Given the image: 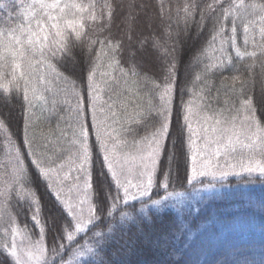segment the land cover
<instances>
[{
    "label": "trees",
    "instance_id": "obj_1",
    "mask_svg": "<svg viewBox=\"0 0 264 264\" xmlns=\"http://www.w3.org/2000/svg\"><path fill=\"white\" fill-rule=\"evenodd\" d=\"M15 2L18 4L20 0ZM77 2H94L97 19L85 21L83 43L77 42L68 58L60 62L59 70L68 77L67 82L58 78L47 85L38 84L36 76H33L32 87L39 89L43 99H33L31 107L20 98H14L6 106L0 103V112L9 121V126L0 130V221L5 226L13 222L33 240H37L42 229L48 253L53 256L55 264L66 261L72 254L73 246L78 248L85 243L95 246L94 232L102 229L91 225L85 233L75 237V241L61 240L65 225L73 230L74 222L53 194L50 180L41 175L33 161L39 158L47 162L50 158L62 156L60 163L69 165L78 154V121H85L87 115L86 126L92 123L93 103L97 121H106V127L113 132V136L120 138L119 150L136 145L128 133L129 128L136 130L137 141L143 137L150 138L157 109L162 103L156 85L163 82L169 63L174 62L176 70L171 75L173 91L166 97L169 135L162 142L154 179L159 185L164 174L168 173L169 191H184L188 187L186 174L192 166L190 133L184 119L188 108H191V115H188L190 124L192 117L201 119L203 115L228 124L233 120H245L247 112L243 101L248 98L255 105V120L264 124V39L260 36L264 13L251 7L252 4H264V0H244L245 7L234 13L236 46L242 53L256 52L254 57L244 55L243 58L237 57L230 46L231 19L224 21V40L217 37L214 44V20L208 18L207 11L201 22V10L212 0ZM227 2L229 0H225ZM23 3L26 8L32 0H23ZM108 4L113 8L111 17L108 16ZM186 5L195 6V15L187 23L183 11ZM21 12V9L12 11V19L7 24L16 27L24 22ZM128 17H135L132 24H129ZM245 24L249 28L247 45L244 44ZM5 26L0 22V29ZM145 39L147 46L141 50L140 42ZM153 41L158 43V48L153 47ZM117 44L120 47L113 48ZM229 58L231 63H228ZM116 60H119V65H116ZM93 64L97 66V74L92 95L99 97L95 101L89 99L87 82ZM109 64H112L111 68ZM209 64L213 67L206 70ZM121 68L127 75L120 71ZM129 68H134L138 75L129 72ZM40 71L43 73L42 66ZM46 75L51 81V73ZM73 82L80 93L82 111L79 116L76 112L77 97L72 92ZM125 108L129 114L138 113L140 122L129 124L122 115ZM25 120L28 121L26 135ZM88 146L95 213L102 225L105 221L115 225L120 222V212L125 205L118 201L110 218L107 210L101 211L98 201L109 192L111 177L104 160L105 153L94 130L90 131ZM17 149L27 169V184L18 183L15 179ZM231 184H244L240 185L244 188H238L239 192L232 202L222 204L218 196L207 199L198 208L199 211L172 208L148 210L145 219L150 222H141L139 230L130 227L124 232L121 243L126 246L113 251V260L116 264H260L264 259V177L245 176L231 181ZM163 192L162 187H154L152 198H160L157 194ZM112 194L115 195L114 188ZM111 203L109 200L108 204ZM135 204L139 209L140 203ZM34 213L39 224L33 221ZM189 232L197 234L196 240L185 248L184 241ZM177 235L179 239H176ZM4 243L0 235V264H17ZM61 244L65 246L63 249ZM53 248L58 249V254L53 253Z\"/></svg>",
    "mask_w": 264,
    "mask_h": 264
},
{
    "label": "snow or ice",
    "instance_id": "obj_2",
    "mask_svg": "<svg viewBox=\"0 0 264 264\" xmlns=\"http://www.w3.org/2000/svg\"><path fill=\"white\" fill-rule=\"evenodd\" d=\"M107 7L109 9L108 16L111 17L113 14L112 5L108 4ZM244 7V0H229L227 3H225V0H212V3L204 5L201 10V22L205 19V11L209 13L208 18L214 20L213 44L217 37L224 40L226 31L224 21L231 19L232 36L229 38L231 40L230 46L235 50L236 56L239 58H243L244 55L250 57L256 55L254 51L242 53L236 46L235 36L237 28L234 13ZM251 7L258 8L260 12L264 13V4H252ZM95 8L96 4L94 2L84 4L77 2V0H32V3L26 8L23 0H20L18 4L15 0L0 2V22L6 25L3 29H0V103L6 106L14 98H20L31 107L33 99H43L39 89L32 87L33 76H36L38 84L47 85L58 78H62L64 82H67L68 77L63 76L59 70L60 62L68 58L77 42L83 43L82 30L85 28V21L97 19ZM16 9L22 10L21 14L25 17V20L16 27H12L7 24V21L12 19V11ZM183 11L186 14L185 23H187L195 15V6L186 5ZM216 13H219V15H216ZM127 19L129 24H132L135 17H128ZM261 21H264V15L261 16ZM33 22H35L34 27ZM249 23L255 22L250 21ZM243 31L245 34L244 44L247 45V33L249 31L247 24L243 26ZM260 36L264 39V25L260 27ZM95 42L93 41V43ZM100 43L103 44L104 42L100 41ZM253 43L255 44V40H253ZM146 46V39L140 42L141 50L145 49ZM119 47L118 44L113 45V48ZM153 47L158 48V43L153 41ZM132 55L134 56L135 53H132ZM115 63L119 65V60H116ZM221 63H223V58ZM228 63H231L230 58ZM41 66L43 67V73L40 71ZM108 66L111 68L112 64ZM211 67L213 65H207L206 70ZM216 67H219V65H216ZM6 69H10V71H6ZM96 69L97 66L93 64L87 77L89 99L93 101L99 99L98 96L92 95L94 78L97 74ZM175 70L174 62H170L165 71L163 82L156 85L159 99L162 103L157 109L156 123L153 125L154 131L150 134V138L143 137L137 141L136 130L134 128L128 129L133 143L138 145L137 155L131 157L132 161H139V164L136 165L138 170L136 183L127 179V174L132 172V167L128 166L129 157L124 155L123 162H121L118 155L120 138L113 136V132L106 127V121H97L94 103L92 123L86 126L87 115H85V121H78L79 135L77 140L79 144L77 159L74 163H79L80 170L83 171L84 164L90 161L88 140L90 131L94 130L96 139L105 153L104 160L108 165V172L111 177L109 192L103 200L98 201L101 204V211L107 210V216L110 218L113 216V209L117 207L118 201L125 205V208L121 209L119 223L113 225L105 221L102 225L99 217L93 214L94 209H92L91 205L89 206V214L85 218L81 212L74 210L77 205L71 200H60L62 206L66 208L67 215L74 221V230H70L67 224L65 225L62 230L63 234L60 236L61 240L75 241L76 234L84 232L88 224H92L93 228L102 229L94 232L95 246L89 243L81 244L79 248L73 246L72 254L74 257H91L85 260L84 264H116V261L112 258V253L118 247L126 246V244L121 243L122 235L130 227H136L139 230L141 222H150L145 219L146 210L150 206L160 207L164 202L171 200L175 201L172 205L173 207H179L185 203L188 196L192 194L198 195L200 192H209L217 187L214 183L205 182L207 178H210L211 181H223L229 175L240 176L242 174H247L249 178L257 174L264 177V124L255 120V105L251 99L245 98L243 104L247 112L245 117L246 125L241 122L240 126H237L233 120L228 122V126L221 127L222 120L217 118L210 127H201L199 131H195L192 129L191 124L188 123V115H191V108H188L186 110L188 115L184 119L185 126L190 133L189 143L193 153L191 155L192 166L186 174L185 182L188 187L184 191H176L174 189L169 191L168 173L164 174L161 184L157 185L154 182V174L162 152L161 142L166 140L169 135L170 122L166 97L173 91L171 75ZM120 71L124 73L122 68ZM128 71L132 72L133 75H138L134 68H129ZM49 72L52 75L51 81L46 75ZM124 75H127V73H124ZM197 79L199 80L200 77H197ZM233 79H238V77H233ZM117 86L119 85L117 84ZM72 92L77 97L76 112L77 116H79L82 109L79 106L80 93L75 82L72 83ZM109 111H111V107H109ZM122 115L125 116L129 124L139 123L141 119L138 113L129 114L127 108L122 110ZM113 116H115V113H113ZM8 126V119L0 112V130ZM27 127L28 121L25 120V135ZM113 131L115 130L113 129ZM195 135L200 136V145H197L196 140L192 139V136ZM25 143H27L26 139ZM33 154L35 155V153ZM15 160V179L18 183L27 184L28 181L25 180L27 169L24 168V161L21 158L19 149L16 150ZM61 160H63L62 156H56L54 159L50 158L47 162L38 158L33 163L42 176L52 180L53 173L64 171L65 166L60 163ZM56 165H59V167H54ZM63 179L83 180L85 193L88 188L93 187L89 175L84 177L76 176L75 178L66 175ZM52 183H61V178L57 176L55 180H52ZM157 186L162 187L164 192L163 194L158 193L157 195L160 198L155 199L152 198L151 193L154 187ZM68 187L69 191H71L72 186ZM75 187L77 191H80L78 184ZM113 188L115 189V195L112 194ZM13 191H15L14 188ZM60 194L61 190L58 189V199ZM109 200L112 202L111 205L108 204ZM84 202V200L79 201L80 204ZM131 202H139L140 208L137 209L136 204ZM188 202L191 203V201ZM196 211H199V209H196ZM33 221L36 224L40 223L36 213L33 214ZM104 229H106V232ZM196 235L193 232L188 233L184 241L185 248L190 247L194 243ZM176 239H179V235L176 236ZM33 247L36 251H30L28 253L29 258L41 260L44 256L43 246L37 241ZM64 247L63 244L60 245L61 249ZM52 251L54 254H58V249L53 248ZM10 255L14 258L16 257L15 244L11 246ZM17 264H20L19 260H17ZM44 264H48V262L45 260ZM53 264H55V261H53ZM260 264H264V259H261Z\"/></svg>",
    "mask_w": 264,
    "mask_h": 264
},
{
    "label": "rangeland",
    "instance_id": "obj_3",
    "mask_svg": "<svg viewBox=\"0 0 264 264\" xmlns=\"http://www.w3.org/2000/svg\"><path fill=\"white\" fill-rule=\"evenodd\" d=\"M203 115V114H202ZM200 118L197 119V117H192L191 126L192 129L195 131H199L201 127H210L211 125L214 124L213 119H205L207 116L203 115L200 116ZM205 117V118H204ZM241 122H244L246 125L245 120L239 119V121H236V125L240 126ZM221 127L223 126H228V124H221ZM192 139L196 140L197 145L201 144L200 136L195 135L192 136ZM163 142V141H162ZM161 142V143H162ZM214 147V146H213ZM137 149L138 145L134 146H126L125 149L119 150L118 155L120 156L121 162H123V157L124 155H127L129 157L128 161V166L132 167V172L130 174H127V179L132 180L133 183L137 182V168L136 165L139 164V161H132L131 157L134 155H137ZM192 150H191V155H192ZM77 157L72 158L71 162H69V165H66L64 168V171L62 172H57L53 173L52 180H55L57 176L61 178V183L59 184H53L52 180H50V183L52 185V190L53 194L56 196L57 200L60 203V200H71L73 203L77 205V207L74 209L76 212H81L83 216L86 218L89 214V206L91 205L92 209H94L93 214L96 215L95 213V208H94V203H93V195L91 192V188L87 189V192H84V181H76L75 179H67L64 180L63 177L66 175H70L72 178H75L76 176H81L84 177L86 175H89V162L84 164V170H80V165L79 163H74L76 161ZM199 159V157H198ZM159 161V160H158ZM223 163V161H221ZM108 166V165H107ZM248 177L247 174H242L240 176L236 175H229L225 180L220 181V180H215L211 181L210 178H207L205 182H211L217 185L216 188L212 189L209 192H200L198 195L197 194H192L187 197V200L185 203L181 204L179 207H173L172 205L175 203V201H167L162 204L160 207H153L150 206L148 210H157V211H163V210H168L167 208H172V209H189L192 210L193 212L196 211L207 199H212V198H217L219 196L220 201H223L222 204H225L224 202H232L235 194L239 192L238 188H244V184L240 185H233L231 184V181H237L238 179H241L242 177ZM259 176L258 174L253 176L256 177ZM261 177V176H260ZM249 178V177H248ZM252 178V177H251ZM154 179H155V174H154ZM204 179V178H202ZM230 182V183H228ZM79 185L80 191H77L75 185ZM72 186V190L69 191V187ZM237 187V188H235ZM58 189L61 190L60 198L58 199L57 192ZM218 198V199H219ZM84 200L85 202L83 204H80L79 201ZM188 201H191L189 203ZM135 203V202H131ZM195 205V207H193ZM66 210V208L64 207ZM198 213V212H197ZM74 222V221H73ZM92 224H88L85 231L81 233H77L76 237L78 235H81L87 231V229L91 226ZM0 235L2 238H4V244L5 247L10 254L11 251V246L13 244L16 245V257H12L13 260L17 263V260H19L20 264H44V261L46 260L48 264H53V256H51L48 253L45 241H44V236L42 229H40V235L37 238V240H33L26 232H24L22 229L18 228L16 224L14 225L13 222H9L6 226L3 221H0ZM15 229V231H13ZM74 230V229H73ZM6 232V233H5ZM39 241V243L43 246L44 249V256L41 260H36L34 258H29L28 253L30 251L35 252L36 249L33 247V245L36 244V242ZM79 248V246H78ZM90 256H84V257H74L73 254L69 256V258L62 262L61 264H80L81 262L87 260Z\"/></svg>",
    "mask_w": 264,
    "mask_h": 264
}]
</instances>
